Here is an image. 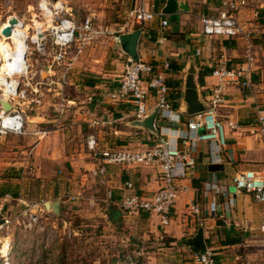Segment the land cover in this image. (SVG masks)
I'll list each match as a JSON object with an SVG mask.
<instances>
[{
  "label": "crops",
  "instance_id": "0c3cea01",
  "mask_svg": "<svg viewBox=\"0 0 264 264\" xmlns=\"http://www.w3.org/2000/svg\"><path fill=\"white\" fill-rule=\"evenodd\" d=\"M38 1L27 8L25 6L24 17L31 12L28 7H32V20H35L33 8H36ZM75 1L71 5L67 0L69 13L76 24L80 26L84 18H90L94 29L104 30V37L86 46L101 53L99 62L102 66L96 71H88L84 81L71 68L73 80H70V88L73 92L70 95L56 88V77L51 79L47 74V78H42L38 104L33 103L26 110L25 134L0 138V173L48 174L51 168L58 167L72 176L68 184L64 183L61 187L71 188L77 183V177H81L82 188L86 185L88 189L96 182L112 195V201L107 196L103 202L117 207L115 203L122 194H131L130 191L124 192L125 182L132 183L136 191L146 196L154 193L158 189L157 169L110 167L105 185H101L92 175L99 161L89 154L86 141L90 136L95 137L100 149L132 147L143 151L151 147L155 136L132 127V107L112 101L109 94L116 87L127 58L118 47L117 38L135 31L126 25L129 13L136 8L152 6L156 12L162 13L167 0ZM176 1L186 5L187 10H180L171 16L163 15V20L168 23L166 28L161 27L158 18L148 23L137 43L138 59L159 67L164 63L170 65V69L165 72L168 84L175 94H179L178 108L174 111L179 115L180 124L173 127L183 131L188 119L181 95L191 65L196 71L199 98L206 106L218 82L206 74L200 86L198 78L211 70L221 57L228 58L234 67L244 62L249 50L255 58V71L250 87H229L227 102L217 109L223 123L238 125L237 130H225L224 147L210 143H197L191 147L195 166L188 170V176L179 183L185 190L178 194L170 225H162L160 217L155 215H133L149 221L155 236L166 238L168 250L175 251L180 242L182 249L194 256L183 242L194 237L197 230L202 228L205 245L214 250L218 264H264V232L261 231V227H264V207L251 195L238 192L232 183L239 172H264V138L248 132V126L257 115L264 116V0H244L246 5L235 14L243 34L233 40L206 38L201 33L202 18L216 16L222 8L221 0ZM10 17H16L29 28L33 27L32 20L26 23L14 13L5 21ZM39 20H35V23L41 24ZM88 48L81 54L86 55ZM197 51H200L199 56ZM40 59L46 66L48 61ZM57 86L63 88L62 85ZM57 95H60L63 104H57ZM155 103V98L150 97L148 106L152 108ZM55 113L58 115L55 116ZM163 122L164 125L168 124H165V120ZM155 130L158 135L159 129ZM168 136L175 137L170 132ZM206 184H216L220 193L206 191ZM13 197L3 188L0 193V215H5L6 209L13 208L17 201L24 216H27L30 213L27 212L28 206L25 207L23 201L18 200L19 195L17 199ZM212 203L216 206V212L208 210ZM191 204L199 205V216L190 213ZM115 210L122 214L121 210ZM231 240L238 242L231 244ZM239 249L242 255H239Z\"/></svg>",
  "mask_w": 264,
  "mask_h": 264
},
{
  "label": "built area",
  "instance_id": "2783aa9c",
  "mask_svg": "<svg viewBox=\"0 0 264 264\" xmlns=\"http://www.w3.org/2000/svg\"><path fill=\"white\" fill-rule=\"evenodd\" d=\"M245 5L244 0H221L222 8L216 16L202 18V35L206 38L224 40H233L241 36L243 28L235 14ZM34 10L35 20L40 19L42 23L36 24L35 20H32L33 27H30L27 35H21L25 39V54L17 59L10 74L5 75L7 81H0V102L9 103L11 106V110L6 112L0 104V138L25 134L26 110L31 104H38L37 97L40 96L43 83L42 75L48 74L47 76L51 79L57 78L55 65L60 67L66 63V69L61 74L63 82L77 56L88 44H91L93 38L102 34L93 28L90 18H84L82 24L77 25L69 13L67 0H39ZM256 17H258L257 14ZM156 18L159 19L162 28L167 27L168 23L163 20V14L156 12L153 6L140 7L129 13L126 25L142 33L145 26ZM3 29L5 28H0V43L7 41L14 48L13 40L1 35ZM72 52L73 57H71ZM197 55H200V51H197ZM35 56L46 59L47 65L42 67L36 62V68L32 70L30 62ZM169 69V63L159 67L140 59L126 58L117 85L109 94L112 101L132 107L133 121L143 120L152 110H159L153 125L155 129H159V134L150 148L143 151L132 147L114 150L100 149L95 137L90 136L86 141L89 154L99 161L92 175L101 185H105V178L110 167L157 169L158 189L154 193L146 196L136 191L132 183L125 182L124 192L130 191L131 194H122L115 205L129 215L143 213L158 216L164 226L170 225L178 194L185 190L180 186V181L184 180L188 176V170L195 166L191 147L197 143L219 144L224 147L225 130L238 129L236 124L223 123L219 119L217 109L227 102L226 92L229 87L238 86L243 89L250 87L255 71V58L248 50L244 62L234 67L228 58L223 56L219 59L209 74V77L214 78L218 83L211 91L206 111L188 116L183 131L179 130V127H173L180 124V118L172 108L171 97L175 92L169 86L165 73ZM56 83L61 85L60 82ZM150 97L156 100L152 108L148 106ZM164 120L165 124L168 122L167 125H164ZM169 132L175 137L168 136ZM248 132L250 135L264 138L263 115H257L254 122L248 126ZM232 183L238 192L251 195L264 207V172H239ZM205 188L206 191L220 193L216 184H206ZM107 196L109 201L113 200L110 192ZM208 210L216 212L215 204L209 205ZM189 211L194 216L200 215L198 204H191ZM27 218L28 226L39 221V216L35 213H28ZM261 231L264 232V227H261ZM8 243L0 240V264H11L12 244L7 246ZM193 262L194 264H218L214 250L207 247L204 251L194 254Z\"/></svg>",
  "mask_w": 264,
  "mask_h": 264
},
{
  "label": "rangeland",
  "instance_id": "374dc122",
  "mask_svg": "<svg viewBox=\"0 0 264 264\" xmlns=\"http://www.w3.org/2000/svg\"><path fill=\"white\" fill-rule=\"evenodd\" d=\"M69 1L71 5L76 2ZM35 2L36 0H0V26L8 22L5 21L6 18L13 16V13L26 23L34 19L32 7H28L31 12L26 17L23 16V11H26L25 6L27 8ZM22 25L24 24L20 21L15 33L24 34ZM95 29L98 32L104 31ZM103 34L104 32L93 38L91 43L98 42L104 37ZM95 47L93 48L96 49ZM15 55L23 57V52H14ZM100 58L101 53L88 48L86 55L81 54L76 59L73 71L68 72L63 82L61 74L66 69V63L60 67L55 65L58 73L55 82H60L63 86L61 88L56 85V88L63 89L62 93L67 95L72 94L71 71H75L77 77L84 81L88 71H96L102 66ZM41 60L37 56L32 57V70H35L36 62L40 66L45 65ZM3 76L0 71V81ZM42 78L45 79L46 75L43 74ZM56 101L58 105L63 104L60 95L56 96ZM172 108L175 110L174 105ZM26 113L28 114L27 111ZM71 177L58 167L51 168L48 174L0 173V193L3 188L12 197L17 193L18 200L23 201L25 207L28 206L27 212L39 216L36 224L28 226V218L24 216L17 201L13 208L6 209L5 215H0V240L12 244L11 264H194L193 255L184 251L180 242L175 251L168 250L166 238H157L146 219L122 212L121 215H114L111 221L108 209H120L109 202H103L107 199L106 190L96 182L88 189L86 185L82 188L81 177H77V183L71 188L61 187L64 183L68 184ZM55 201L60 202L58 215L43 208L44 203ZM238 253L242 255V250L239 249Z\"/></svg>",
  "mask_w": 264,
  "mask_h": 264
},
{
  "label": "water",
  "instance_id": "95a60500",
  "mask_svg": "<svg viewBox=\"0 0 264 264\" xmlns=\"http://www.w3.org/2000/svg\"><path fill=\"white\" fill-rule=\"evenodd\" d=\"M180 10H187L186 5L183 3H178L176 0H167L165 7L162 9V14L165 16H171L177 13ZM19 20L16 17H10L8 19V27L2 30L1 35L4 38H11L13 29L18 26ZM141 32L139 30H135L131 33H126L120 35L117 38V45L122 51V53L130 59L138 60L137 56V43ZM41 37V36H40ZM195 74L196 71L194 66L191 65L187 71V76L184 81V91L181 95V100L185 107V113L188 116H193L199 113H203L206 111V105L200 100L199 94L197 91V85L195 82ZM4 111L8 112L11 110V106L9 103H5L3 101L0 102ZM159 110L155 109L149 113L147 117L140 121H134L131 125L132 127L140 130H145L152 134L153 136H157V132L153 127L154 121L158 115ZM60 202H46L43 204V208L45 210H49L55 215L59 214ZM109 219L112 221V217L114 214H121L120 211L115 209H109ZM183 245L188 251L192 254H198L206 249V245L203 237V229L199 228L194 237L188 238L183 242Z\"/></svg>",
  "mask_w": 264,
  "mask_h": 264
},
{
  "label": "bare ground",
  "instance_id": "6f19581e",
  "mask_svg": "<svg viewBox=\"0 0 264 264\" xmlns=\"http://www.w3.org/2000/svg\"><path fill=\"white\" fill-rule=\"evenodd\" d=\"M20 24V20H19V23H18V26ZM0 27H8V22H5L3 23ZM22 31H24V34L27 35V31L30 29L29 26H25V25H22ZM22 33L20 34V32L15 33V31H13V34H12V37L9 38V39H12L13 40V44H14V48L7 42V41H1L0 43V71L3 73V77L5 78V75L6 74H10L11 72V68L16 64L17 62V59L21 56H18L15 55L14 56V52L17 53H20L22 54L23 52V56L25 54V39L24 37L21 36ZM22 50V52H21ZM12 51V52H10ZM11 59V60H10ZM5 60H10V61H5ZM2 79V82L4 81H7L5 79ZM10 243H8L9 245Z\"/></svg>",
  "mask_w": 264,
  "mask_h": 264
},
{
  "label": "trees",
  "instance_id": "16d2710c",
  "mask_svg": "<svg viewBox=\"0 0 264 264\" xmlns=\"http://www.w3.org/2000/svg\"><path fill=\"white\" fill-rule=\"evenodd\" d=\"M211 73V70H207V72L206 73H204L202 76H200L199 78H198V82H199V84H200V86H202L203 85V79H204V76H206V74H210ZM177 95V96H176ZM172 107H173V105H174V108H178V102H177V99H179V94H175V93H173L172 94ZM176 104V105H175ZM1 196H3V194H1ZM13 198H18V195L17 194H15L14 195V197ZM238 241L237 240H231V244H235V243H237Z\"/></svg>",
  "mask_w": 264,
  "mask_h": 264
}]
</instances>
